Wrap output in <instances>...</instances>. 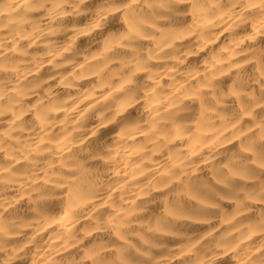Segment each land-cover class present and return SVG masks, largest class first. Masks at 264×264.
I'll return each instance as SVG.
<instances>
[{
  "label": "bare ground",
  "instance_id": "6f19581e",
  "mask_svg": "<svg viewBox=\"0 0 264 264\" xmlns=\"http://www.w3.org/2000/svg\"><path fill=\"white\" fill-rule=\"evenodd\" d=\"M0 264H264V0H0Z\"/></svg>",
  "mask_w": 264,
  "mask_h": 264
}]
</instances>
